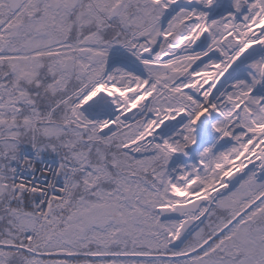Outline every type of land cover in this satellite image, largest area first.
<instances>
[{"label":"snow or ice","instance_id":"1","mask_svg":"<svg viewBox=\"0 0 264 264\" xmlns=\"http://www.w3.org/2000/svg\"><path fill=\"white\" fill-rule=\"evenodd\" d=\"M0 264H264V0H0Z\"/></svg>","mask_w":264,"mask_h":264}]
</instances>
